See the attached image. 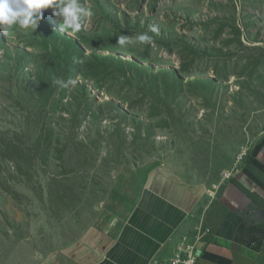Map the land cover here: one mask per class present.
Returning a JSON list of instances; mask_svg holds the SVG:
<instances>
[{
  "label": "rangeland",
  "instance_id": "rangeland-1",
  "mask_svg": "<svg viewBox=\"0 0 264 264\" xmlns=\"http://www.w3.org/2000/svg\"><path fill=\"white\" fill-rule=\"evenodd\" d=\"M79 3L93 15L75 33L43 10L64 35L82 36L87 55L138 59L146 78L134 70L126 79L114 64L83 57L70 61L44 18L34 31L0 26V140H16L26 150L18 156L14 145L0 147V264L12 254L24 262L40 256L44 245L56 244L55 235L67 240L85 227L108 226L115 215L110 207L135 197V181L153 169L212 190L264 128V0ZM140 34L151 41L140 42ZM51 63H71L73 82L68 87L55 73L47 101L49 81L40 88L39 78ZM148 68L178 72L183 92L175 95L167 78L152 83ZM109 101L128 117H118ZM49 126L52 138L43 144Z\"/></svg>",
  "mask_w": 264,
  "mask_h": 264
},
{
  "label": "crops",
  "instance_id": "crops-1",
  "mask_svg": "<svg viewBox=\"0 0 264 264\" xmlns=\"http://www.w3.org/2000/svg\"><path fill=\"white\" fill-rule=\"evenodd\" d=\"M248 146L249 155L215 196L209 195V188L186 184L164 168L153 169L142 178L139 194L122 197L110 207L115 215L105 221L108 226L85 227L67 240L55 235L56 244L44 245L40 256L31 254L24 262L12 254L7 262H166L183 237L193 239L202 224L211 234L201 244L203 254L197 264H264V128Z\"/></svg>",
  "mask_w": 264,
  "mask_h": 264
},
{
  "label": "trees",
  "instance_id": "trees-1",
  "mask_svg": "<svg viewBox=\"0 0 264 264\" xmlns=\"http://www.w3.org/2000/svg\"><path fill=\"white\" fill-rule=\"evenodd\" d=\"M42 11H43V18L46 21V24H44V25H47V28L50 31V33L52 34L51 36L53 38H60L61 39L60 45L65 44V46H66L65 53L67 55H69L70 61H72V58H74L75 56L77 58L83 57L84 60L88 59V61L90 63L96 62V63H100L102 66H109V64H112V65L114 64L115 66L120 68V70L123 72V75L126 77V79L128 78V74L130 72L133 73L134 70L139 72V74L143 80L146 78L145 72L147 71V69L143 67V64L141 62H139L138 59L124 60L121 57H117L113 53H111L109 55H105V54L98 53V51H95V50H92V53L90 54V56L87 55L86 52L84 51V47L81 45V43L79 41L80 38H82V36H80V34L77 35L79 37V40L77 38L74 39V38H70L67 35H64L60 30H58L56 27L53 26L51 21H49L45 18V17H47L46 12L44 10H42ZM44 19H42L39 23H43ZM148 70L153 75V78L150 79V81L152 83L160 82V80H162V78H167L169 80L174 81L173 92L176 90V92L174 93L175 95L183 92L182 87H183V78L184 77H181L178 72H176V71L173 72L170 70H160L159 72H155L152 68H148ZM44 71L42 72L43 75L41 74V77L39 78V82L41 84L40 85V88H41L43 85L46 84L45 82L41 83L42 80L47 79L49 81L48 82L49 83V88H48L49 89V95L47 97V101H49L50 98L53 97V93L56 90V84L58 83L57 82L58 76H53L55 73H58L59 75L60 74L64 75V77L67 78L66 79V85L68 87L71 86V83L73 82L72 80H69V79H72L70 76L73 74V67H72L71 63L66 65L65 67H60L57 64L51 63L48 65L47 68L44 69ZM182 76H184V75L182 74ZM80 86L84 89V92L86 95V102L88 103V105H90L93 101V98L91 97L89 89L85 86V84H81ZM36 89H37V91L40 90V89H38V87ZM46 90H45V92H46ZM162 91L163 90L160 89L157 93V96H159ZM34 92H36V91H34ZM34 92L32 94H34ZM109 102H110L111 106L113 107V109L115 110V113L118 117H123V118L128 117V114L126 113V111H124V109L121 108L118 104L114 103L113 101H109ZM94 117L96 118L95 115H94ZM137 125L139 127L137 129V133L140 134V131H141L140 126H142V122L139 121L137 123ZM51 128H52V126H49V128H48L49 134H46L44 136L43 144H46L49 142L46 140V139H48V140L50 139L49 136L52 138V129ZM117 132H120V127H117ZM4 144L14 145L15 149H14L12 155H16V154L18 156L26 155V150L23 148V146H22L23 144H21V142H18L16 140H12L9 142L6 140H2V141L0 140V147H2L4 149L3 151L5 152ZM66 145H69V142L66 143ZM9 151H10V148H7V152H9ZM62 151L65 152L64 149ZM117 158L120 159L118 162H123L124 155L118 153ZM116 166H118V165H116ZM147 172H149V171H147ZM148 174H146L144 176V178H146ZM141 187H142V180L141 181L136 180L135 186H134V189H135L134 191L139 194ZM133 194L135 196V193H133Z\"/></svg>",
  "mask_w": 264,
  "mask_h": 264
},
{
  "label": "clouds",
  "instance_id": "clouds-1",
  "mask_svg": "<svg viewBox=\"0 0 264 264\" xmlns=\"http://www.w3.org/2000/svg\"><path fill=\"white\" fill-rule=\"evenodd\" d=\"M48 8L53 16L62 19L61 30H71L72 33L80 31L85 19L93 15L91 9L82 6L79 0H0V26L18 25L21 29L34 31L43 19L42 10ZM54 27L60 30L58 24ZM152 31L156 29L153 27ZM137 39L142 43L151 41L147 34H140ZM126 40L121 36L118 42L123 45Z\"/></svg>",
  "mask_w": 264,
  "mask_h": 264
},
{
  "label": "built area",
  "instance_id": "built-area-1",
  "mask_svg": "<svg viewBox=\"0 0 264 264\" xmlns=\"http://www.w3.org/2000/svg\"><path fill=\"white\" fill-rule=\"evenodd\" d=\"M250 147L248 145L243 146L235 156V160L230 169L226 170L222 179L214 184L212 192L209 194L211 197L215 196L217 190L221 184L234 175L235 171L239 169L245 158L249 155ZM211 234V230L208 227L199 225L195 230V236L193 239L189 237H183L182 241L178 244L174 254L166 261H155L154 264H197L202 257L201 244L206 236Z\"/></svg>",
  "mask_w": 264,
  "mask_h": 264
},
{
  "label": "water",
  "instance_id": "water-1",
  "mask_svg": "<svg viewBox=\"0 0 264 264\" xmlns=\"http://www.w3.org/2000/svg\"><path fill=\"white\" fill-rule=\"evenodd\" d=\"M48 17H49V19L52 20L53 25L57 26V23L55 22V20H53V18H51L50 16H48ZM84 51L87 52V50L85 48H84Z\"/></svg>",
  "mask_w": 264,
  "mask_h": 264
}]
</instances>
